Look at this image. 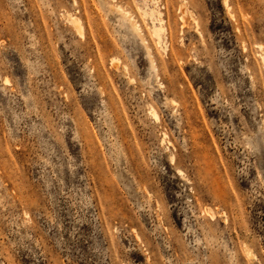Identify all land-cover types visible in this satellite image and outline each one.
I'll return each instance as SVG.
<instances>
[{"label":"rangeland","instance_id":"rangeland-1","mask_svg":"<svg viewBox=\"0 0 264 264\" xmlns=\"http://www.w3.org/2000/svg\"><path fill=\"white\" fill-rule=\"evenodd\" d=\"M144 2L0 0V264H264V0Z\"/></svg>","mask_w":264,"mask_h":264},{"label":"bare ground","instance_id":"bare-ground-1","mask_svg":"<svg viewBox=\"0 0 264 264\" xmlns=\"http://www.w3.org/2000/svg\"><path fill=\"white\" fill-rule=\"evenodd\" d=\"M144 1H145L144 7L142 8V11H143L144 15L151 18V21H152L151 33L155 36L157 42L160 45H162L163 47L164 46L167 47L168 46L167 41L164 40L166 38V34H167V27L165 24H163L162 12L160 10H158V8L156 7V5H155L156 0H144ZM150 1L152 2L153 7L149 6L148 2H150ZM223 2H224L223 4L226 5L225 7L227 8V10L230 11L231 10L230 0H223ZM116 9L123 13L124 18L128 21V23L130 24L131 28L134 31H136L137 33H139L141 31V26H140L139 22L137 20H135V17H134L131 10L124 8L122 5H119V4L116 5ZM189 12L192 14V10H190V8H189ZM74 22H75L76 26H79V27L81 26L78 19L75 18ZM142 42L145 45L147 55H148L149 61L151 62L153 69H155L157 71L158 68H157V64H156V59L153 55L151 46L148 44V41L146 38H142ZM261 56H262V59H264V54H261ZM151 112L156 119H159L158 114L154 108L151 109ZM170 157H171V160L174 162L175 156L171 155ZM177 170L181 175L186 176L184 171L181 168H178ZM246 249H247V253L251 257H254V255H255L254 251L251 248H249L248 246Z\"/></svg>","mask_w":264,"mask_h":264}]
</instances>
